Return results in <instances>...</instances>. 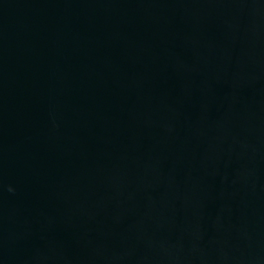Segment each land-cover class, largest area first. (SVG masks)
Returning a JSON list of instances; mask_svg holds the SVG:
<instances>
[{"label":"water","instance_id":"obj_1","mask_svg":"<svg viewBox=\"0 0 264 264\" xmlns=\"http://www.w3.org/2000/svg\"><path fill=\"white\" fill-rule=\"evenodd\" d=\"M0 264H264V0H0Z\"/></svg>","mask_w":264,"mask_h":264}]
</instances>
